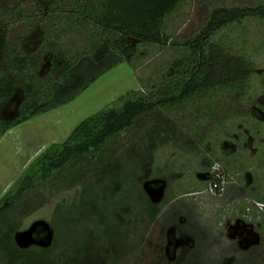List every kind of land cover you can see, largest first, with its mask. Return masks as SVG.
I'll return each instance as SVG.
<instances>
[{
  "label": "rangeland",
  "instance_id": "obj_1",
  "mask_svg": "<svg viewBox=\"0 0 264 264\" xmlns=\"http://www.w3.org/2000/svg\"><path fill=\"white\" fill-rule=\"evenodd\" d=\"M262 1L181 0L165 30L182 41L200 31L213 8ZM212 39L248 61L241 90L225 93L212 114L208 108L196 116L186 107L143 112L107 147L103 162H79L52 187L27 191L4 213L0 264H62L66 247L83 255L70 264H264V212L252 202H264V19L246 17ZM121 42L124 49L136 45ZM162 47L131 50L135 68L116 62L71 101L7 131L0 138V197L81 121L118 106L128 92L146 93L150 80L165 81L172 73L166 64L180 52L170 43ZM19 98L1 115L12 117ZM209 164L235 181L222 196L209 192ZM31 225L32 238L20 240Z\"/></svg>",
  "mask_w": 264,
  "mask_h": 264
},
{
  "label": "trees",
  "instance_id": "obj_2",
  "mask_svg": "<svg viewBox=\"0 0 264 264\" xmlns=\"http://www.w3.org/2000/svg\"><path fill=\"white\" fill-rule=\"evenodd\" d=\"M180 1L0 0V138L34 115L71 101L116 62L127 61L135 68L127 57L131 50L170 43L180 52L166 64L172 71L167 80L148 81L146 93H126L118 106L96 111L63 142L34 157L0 197V225L6 209L30 189L52 187L79 162H103L107 147L141 113L160 108L170 114L186 107L193 115L208 108L212 114L225 93L241 90L250 75L248 61L230 55L226 43L212 37L246 17L264 19V0L255 6L215 7L196 35L175 41L165 30V19ZM123 38L136 40L135 47L124 49ZM17 95L15 114L5 118L1 111ZM64 254L68 259L62 255V264L83 257L71 247Z\"/></svg>",
  "mask_w": 264,
  "mask_h": 264
},
{
  "label": "flooded vegetation",
  "instance_id": "obj_3",
  "mask_svg": "<svg viewBox=\"0 0 264 264\" xmlns=\"http://www.w3.org/2000/svg\"><path fill=\"white\" fill-rule=\"evenodd\" d=\"M215 161L217 162V160H215ZM207 171L209 172V175H210V177L207 179L208 180L207 183L208 184H210V183L218 184V188H216L215 193L212 194L214 196L219 197V196L224 195V193L226 192L227 185H230L231 183L235 184L233 177H232L233 181L229 180V178H230L229 172L225 173L224 172L225 169L223 168V166L219 165L216 167L214 165L209 164ZM222 182H223L222 189H220ZM186 194H191V193L187 192ZM252 202L254 205L259 206L260 210L264 212V202L255 200L253 198H252ZM255 233H256V231H255ZM39 236L41 237V235H38V237ZM256 236L259 237V235L257 233H256Z\"/></svg>",
  "mask_w": 264,
  "mask_h": 264
},
{
  "label": "water",
  "instance_id": "obj_4",
  "mask_svg": "<svg viewBox=\"0 0 264 264\" xmlns=\"http://www.w3.org/2000/svg\"><path fill=\"white\" fill-rule=\"evenodd\" d=\"M35 227V225H31L25 232H22L21 235H19V239H24L25 241H29L32 235V231H33V228ZM23 240V241H24Z\"/></svg>",
  "mask_w": 264,
  "mask_h": 264
},
{
  "label": "built area",
  "instance_id": "obj_5",
  "mask_svg": "<svg viewBox=\"0 0 264 264\" xmlns=\"http://www.w3.org/2000/svg\"><path fill=\"white\" fill-rule=\"evenodd\" d=\"M222 185H223V182H222V184L220 186V189H222ZM216 188H218V184H216V183H210L209 186H208L209 192L211 194L215 193Z\"/></svg>",
  "mask_w": 264,
  "mask_h": 264
},
{
  "label": "crops",
  "instance_id": "obj_6",
  "mask_svg": "<svg viewBox=\"0 0 264 264\" xmlns=\"http://www.w3.org/2000/svg\"><path fill=\"white\" fill-rule=\"evenodd\" d=\"M259 212H261V211H259ZM259 212H258V213H259Z\"/></svg>",
  "mask_w": 264,
  "mask_h": 264
}]
</instances>
